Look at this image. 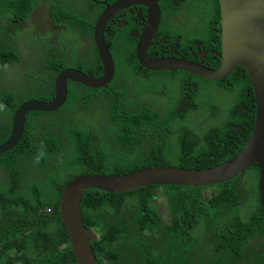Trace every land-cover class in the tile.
I'll return each instance as SVG.
<instances>
[{
    "label": "trees",
    "instance_id": "16d2710c",
    "mask_svg": "<svg viewBox=\"0 0 264 264\" xmlns=\"http://www.w3.org/2000/svg\"><path fill=\"white\" fill-rule=\"evenodd\" d=\"M87 1L84 4L82 0H0V32L6 36L17 34L22 22L30 19L37 8L46 10L52 22L64 28L60 34L70 35L62 42L61 35L57 37L61 42L59 57L52 53L46 58L49 63L54 62L53 66L49 65L53 70L51 81L58 71L73 67L72 62H81L87 57L88 53L81 50L83 47L93 53L94 64L99 69L102 63L93 47L97 20L83 17L86 10L99 7L92 0ZM171 1L161 0L164 12L178 10L172 7ZM183 1L179 5L194 8V14L188 16H198V10L201 14L203 26L198 41L204 46L212 44L219 20L218 0ZM170 25L165 22L160 34L167 33ZM134 30L141 33V28L132 24L118 31L122 34V52L135 51L138 39L130 38ZM106 40L110 47L117 41L109 37ZM2 41L0 107L10 111L12 117L26 102L49 100L53 82L46 80L45 75L29 72L30 89L36 91L42 85L51 84V90L48 95L41 93L38 100L35 92L20 93L19 89L24 86L19 84L18 72H5L4 68L21 62V58L12 49L3 53ZM29 47L33 51L37 45L33 43ZM217 52L221 53L219 49ZM64 59L71 63H65ZM117 63L123 65L121 59ZM220 63L219 59L212 60L210 67L217 68ZM134 68L135 65L129 64L120 71L127 75ZM241 69L212 82H222L220 87L227 91L222 96L228 104L227 114L222 124L205 134L198 126L187 124L194 110L196 113L217 102L211 99L210 84L198 77H193L199 86L191 96L192 106L180 114L170 104H161L158 111L125 113L122 106L129 107L126 98L112 84L103 90L85 88L87 92L70 85L67 96L70 107L54 122L50 116L31 114L18 146L0 156V245L10 237L25 236L30 249L13 259L9 248H5L0 251V264H77L67 230L58 217L63 190L77 176H118L143 167L204 170L241 152L255 121V99L251 90L249 96L245 93L250 85ZM165 89L168 91L169 87ZM231 96L243 102L247 111L236 110L235 101L229 99ZM176 98L186 99L180 92ZM210 116L215 114L211 112ZM37 122L49 125L32 139ZM53 128L57 130L56 135ZM9 131V120L1 123L0 144L10 136ZM167 143L180 148L178 154L182 159L169 157L163 145ZM153 151H157L154 156L135 157ZM258 176L256 166H252L230 182L208 189L150 186L119 195L87 191L82 211L87 229H94L100 237L92 243L98 264H264V211L259 199ZM242 177L247 183L245 194L237 190L238 179ZM205 191L206 198L202 195ZM158 198L167 204V217L159 213ZM206 251L214 253V258H208Z\"/></svg>",
    "mask_w": 264,
    "mask_h": 264
},
{
    "label": "water",
    "instance_id": "95a60500",
    "mask_svg": "<svg viewBox=\"0 0 264 264\" xmlns=\"http://www.w3.org/2000/svg\"><path fill=\"white\" fill-rule=\"evenodd\" d=\"M221 13L222 58L217 69L201 64L153 61L157 70L189 72L208 81H219L231 75L237 67L245 72L256 99L255 124L246 147L230 161L208 170H179L156 168L127 173L121 176L87 174L77 176L65 187L60 212L69 234L72 252L78 264H97L91 243L97 240L92 230L84 224L82 202L88 190L119 194L147 186L185 188H210L227 183L251 165L259 171V198L264 211V0H218ZM159 0H125L116 4L115 11L130 5L143 4L148 9L144 30L137 52L146 57V50L155 38L160 23ZM108 9L94 27V42L103 63L104 77L100 80L71 69L60 72L54 81L52 102H28L15 113L8 140L0 145V155L15 148L22 139L26 117L30 113H54L66 100V85L78 83L93 89L106 88L115 75V65L109 46L104 40L106 27L111 19Z\"/></svg>",
    "mask_w": 264,
    "mask_h": 264
},
{
    "label": "clouds",
    "instance_id": "9594fccd",
    "mask_svg": "<svg viewBox=\"0 0 264 264\" xmlns=\"http://www.w3.org/2000/svg\"><path fill=\"white\" fill-rule=\"evenodd\" d=\"M82 1L84 4H87V2H88L87 0H82ZM92 1H93L94 5H98L99 9L94 10V11H93V8L86 10V12L84 13L85 16H83L84 18H87L90 20H97L96 21V23H97L98 20L101 18V16L108 9L111 12L112 17H111V19H110V21L106 27V32L104 33V40L106 43H107L106 37L117 40L113 45H111V47L107 43V45L110 48L111 55H112L114 65H115V70H116L113 80L108 84V86L106 88H101V89H93V88H89L85 85H81L78 83L68 82L66 85V92H67L66 93V100L64 101V103H61V107L56 112H54V113H30L27 115L26 121H27V118L31 114H38V115L50 116L51 120L54 122V121L58 120L64 112L67 113V111L70 107L69 106L70 103L67 100L68 87L70 85H75V87H76L75 90L83 89L86 91L85 88L90 89V90L108 89L109 86L112 84L114 89L122 91V96L126 98V101H127V104L129 107L122 106V110L125 113L134 112L135 110L140 111V112L145 111V110L150 111L151 109L153 111H158L159 108L161 110V104H170L171 106H173L177 110V112H176L177 114L183 113L187 109L191 108V106H192L191 96L193 95V93L197 92V89L199 86V83L193 77H198V78H201V77L196 76L194 74H191L189 72L182 71V70H176V71L157 70L156 67L153 65V61H165V62H174V63L183 62L187 65H189V64L190 65L201 64V65L205 66L206 68L217 69L220 65L217 68H212L210 66H211L212 60L217 61L219 59L221 61V58H222V42H221L222 26H221V13H220L219 4H218V12H219V20L218 21H219V26H220V33L219 34L215 33L217 31V28H216V30L214 31V33L216 34V40L213 41L212 44H210L208 46H204L203 43L198 41V35L200 34V29L203 26L202 17H201L199 10H198V16L192 18L188 15L194 14V12L192 11V9H194V8L189 7L187 14H185V16L187 17L186 21H184L182 23H177V22L169 23L167 21L168 17H167V15H165V12L163 11V14L161 12L160 4H162V3H161V0H159L158 5H159L160 13H161L160 14V23H159L155 38L151 40V43L146 50V57L147 58H144V57L139 56V54L137 52V47H138V42H139L140 36H142L143 30H144V22L146 21L148 9L146 7H144L143 4H135V5L132 4V5H130V7H127L123 10L115 11L116 4L118 2H122L125 0H111V1L92 0ZM130 1L133 2L134 0H130ZM218 3H219V1H218ZM129 10H131L130 15H127L124 19H121L123 16L122 13L125 11H129ZM142 10H144L143 17L141 16ZM179 10L180 9L178 8L177 11L171 10V11H167V12L179 13ZM41 11H46V10L40 9L39 12L41 13ZM33 14H34V12L31 14L30 19L32 18ZM179 15H181V14H179ZM162 16H163V20H162ZM164 18H165V20H164ZM30 19L22 22V25L20 26L21 31L17 32V34L12 33L11 36H6L0 32V39L3 40L2 41L3 53H7V51L9 49H12L21 58V62L16 61V62H13L11 64H7L4 68L5 72H10L13 74H16V72H18V74H16V75L18 76L19 84H22L24 86L23 89H19L20 93H22V91H29V93L35 92L36 100H38L37 97L39 95H41V92L37 91L38 88H36L35 89L36 91H34L28 87L27 82H28L29 72H31V73L37 72L40 74L41 77H43L45 75L46 80L49 79L51 84L53 82V84H52V95L49 97V100H46L44 102L43 101H40V102L39 101H30V102H38V103H46V104L52 102L54 99V81H55L57 75L64 70L71 69L74 71H80L81 73L85 74L86 76L93 77V78L98 79V80H100L104 77L103 63L100 59V56H98V52H97V49L95 46V42H93L94 50L97 54V57H99V59L102 63V66L99 69H98V65L94 64L93 53L90 52L87 48L83 47V48H81V50H84L88 53L87 57L81 62H78V61L72 62L73 67H66V68L58 71V73L54 76L53 81H51L52 78H51L50 74L53 73V70L51 71V67L49 65L53 66L54 62L49 63L48 61H46V58L52 53H54L56 55V57L57 56L59 57V53H58L59 44L63 40L66 41V39L69 38L70 35L66 36V34H63V35L60 34V31H61L60 29L64 30V28L57 27L52 22L51 17L48 16L47 11H46V20H47L48 25L52 28L53 31H50V30L38 31V30H33L32 28L23 29L27 25V22ZM165 22H167L168 24H171V25H170L169 29L167 30V33L162 35V34H160V30L163 28V24ZM96 23H95V25H96ZM129 24H132L138 28H141V33L139 34V32L137 30L132 31L131 33H133V32L137 33L135 37L131 36V33H130V38H132L134 40L138 39L136 42L135 51H132V50L130 51L129 49H126V50H124V52H122V44H121L122 34L118 33V31L125 30L129 26ZM216 24H215V27H216ZM47 34H49V35H47ZM59 35H61V37H62V40L60 43L57 41V37ZM158 36L160 38L167 37L168 39H161V40L157 41ZM218 38L220 39V45L218 44V42H219ZM93 40H94V32H93ZM84 42H85V39H84ZM198 42L201 44V46H196L198 44ZM33 43H35L37 45V48L32 51L29 46H31ZM26 45H28V46L26 47ZM64 45L65 46L68 45V42H65ZM202 48L206 49L207 53H209L211 50H213V48H215V50L213 51L214 54H210V56H208V62H209L208 66L204 65V63H203V60L205 59L206 54L201 53V52H203ZM218 49L221 52L220 54H218V52H217ZM195 50H196L197 54H201V60L199 61V63L193 62V59H192V54L195 53ZM151 51L153 53H151ZM129 55H130V58L128 59L127 57ZM218 56H219V58H218ZM119 59H121L123 61L122 66L118 65V63H117V61ZM64 62L67 64L71 63L67 59H64ZM129 64L135 65V68L129 74L122 75V72L120 71V69L121 68L125 69V67L128 68ZM238 68L240 69V67H237V69ZM237 69L233 73H235L237 71ZM95 72H96V74H95ZM100 73H102V74L100 75ZM182 73H184V74H182ZM242 73H245V72H242ZM188 75H189V78H188ZM206 81L210 82V83L216 82V81H208V80H206ZM248 82H249V80H248ZM51 84H46V85L41 86V87H44L47 89V95L51 90ZM167 86L169 87L168 91H167V89H165V87H167ZM178 92L183 93V95L186 97V99H188V105H190L189 108L187 106V102L183 101V100H185V98L184 99L183 98H176ZM45 95H46V93H45ZM223 97H222V99H220V102H224V100H226V99H223ZM180 100H182V101H180ZM26 103H28V102H26ZM26 103H24V104H26ZM214 106L215 105L205 106V107H207L211 110L212 108H214ZM196 113H193V114H196ZM14 115L15 114H13V116L11 117L10 111H8L4 107H0V125H1V123L6 122L8 120H9V123H11L9 135L11 133V129H12V125H13ZM159 115L163 116L164 113L159 114ZM255 117H256V99H255ZM253 124H255V121H253ZM48 125L49 124H47L46 122H37L36 125L34 126V131H33L31 138L34 139V137L36 136V133L40 129H43ZM25 127H26V124H25ZM252 129H253V127H252ZM24 134H25V131H24ZM24 134H23V136H24ZM53 134L54 135L57 134V130H55L54 128H53ZM8 138L3 143H5L8 140ZM154 142H159V141L154 140ZM163 145H164V149H168V150H164V151L168 152L169 157H171V158L176 157L177 159H182L181 156L178 154V152L180 151L179 147L176 148V146H172L170 143L163 144ZM156 152L157 151H153V152H149V153H140V154L136 155L135 157H140V156H144V155L154 156ZM6 153H4L0 156L5 155ZM204 156H205V154H204ZM234 157H232V158H234ZM228 161H230V160H228ZM228 161H226V162H228ZM226 162H224V163H226ZM224 163H222V164H224ZM222 164H220V165H222ZM220 165H218V166H220ZM218 166H216V167H218ZM252 166H256V165H251L250 167H252ZM156 168H164V169L171 168V169H179V170H191V169H180V168H176V167H149V168L143 167L141 170H137L136 172L142 171V170H147V169L154 170ZM213 168H215V167H213ZM249 168H247L246 170H248ZM256 168H257V166H256ZM209 169H212V168H209ZM204 170H208V169H204ZM199 171H201V170H199ZM244 172H242L240 175H242ZM133 173H135V172H133ZM258 173H259V171H258ZM84 175H87V174H84ZM99 175H102V174H99ZM122 175H124V174H122ZM240 175H238L237 177H239ZM80 176H82V175H80ZM105 176H109V175H105ZM118 176H121V175H118ZM115 177H117V176H115ZM237 177H235V178H237ZM235 178H233V179H235ZM233 179H230V180H233ZM230 180H228V182H230ZM238 182H239V179H238ZM258 183H259V176H258ZM224 184H226V183H224ZM150 186H152V185H150ZM150 186L143 187V188H148ZM153 187H156V186H153ZM183 188H185V187H183ZM192 189H196V188H192ZM198 189H208V188H198ZM88 191H90V190H88ZM124 193H129V192H123V193H119V194H124ZM206 193H207V191H205L202 194L205 198H206ZM109 194H113V193H109ZM119 194H116V195H119ZM59 212H60V210H59ZM47 213L49 214L50 211H48ZM42 215L43 214H41V216ZM58 217H60V216L58 215ZM83 217H84V215H83ZM62 223H63V221H62ZM86 229H87V227H86ZM88 230H92L94 232V234L97 236V240L100 238L94 229H88ZM68 236H69V234H68ZM24 237L25 236L18 237V238L10 237V239L8 241H5L4 243H2L0 245V251L4 250L5 248H9V255L13 259H15L17 255H23L28 249H30L29 240L25 239ZM97 240H95V241H97ZM94 242H92V243H94ZM69 243H70V239H69ZM92 243H91V247H92ZM93 255H94V253H93ZM206 256L210 259H213L214 253H209L206 251ZM94 257H95V255H94ZM95 259H96V257H95ZM96 261H97V259H96ZM97 264H98V262H97Z\"/></svg>",
    "mask_w": 264,
    "mask_h": 264
},
{
    "label": "rangeland",
    "instance_id": "374dc122",
    "mask_svg": "<svg viewBox=\"0 0 264 264\" xmlns=\"http://www.w3.org/2000/svg\"><path fill=\"white\" fill-rule=\"evenodd\" d=\"M39 10L40 9L37 8L34 11L32 18L27 22V25L23 29L32 28L33 30H38V31H45V30L53 31L52 28L47 23L46 11H41L40 13ZM211 99L217 101L214 108L210 110L207 107H203L196 114H194L189 119H187V124L189 126H198V128L203 131L201 132L202 134H205L210 128L222 124L226 117V108L228 104L224 102H220L219 97L216 95H213ZM211 112L214 113L215 116H210ZM240 187L243 188V191L240 189ZM246 187H247L246 178L243 177L239 178V182H237L238 193L245 194ZM158 192H160V190H158ZM239 201L241 202V198H239ZM158 209L163 217L168 216L167 204H165V202L161 198L158 199Z\"/></svg>",
    "mask_w": 264,
    "mask_h": 264
},
{
    "label": "flooded vegetation",
    "instance_id": "af4514ba",
    "mask_svg": "<svg viewBox=\"0 0 264 264\" xmlns=\"http://www.w3.org/2000/svg\"><path fill=\"white\" fill-rule=\"evenodd\" d=\"M179 3H185V1H183V0H172L171 1V5H172V7H174V8H179L180 10H179V13H177V12H165V15H167V17H168V19H167V21L169 22V23H171V22H177V23H182V22H184V21H186L187 20V17L185 16V14H187V12H188V9H189V5H179ZM168 5H169V3H168ZM160 9H161V12H162V14H163V9H165V7H163V5L162 4H160ZM130 13H131V10H129V11H125V12H123L122 14H123V16H122V18L121 19H124L127 15H130ZM141 16L143 17V13H144V10H142L141 11ZM179 14H181V15H179ZM162 20H163V16H162ZM164 20H165V18H164ZM216 28H217V31L215 32L216 34H219L220 33V26H219V21H218V23L216 24ZM136 32H133V33H131V36H136ZM161 39H168L167 37H163V38H160L159 36H158V39H157V41L158 40H161ZM218 44L220 45V39L218 38ZM196 45V44H195ZM194 45V46H195ZM196 46H201V44L198 42V44L196 45ZM215 50V48H213V50H211L209 53H207L206 52V49H203L202 48V51L203 52H201V53H205L206 54V57H205V59L203 60V63H204V65H206V66H208V64H209V62H208V56H210V54H214V51ZM151 53H153L152 51H151ZM218 58H219V56H218ZM192 59H193V62H195V63H199V61L201 60V54H197V52H196V50H195V53H193L192 54ZM241 72H242V69H241ZM209 84H210V86H211V91H213V95H216V96H218V97H221V96H224L225 95V93L227 92L226 91V89L224 88V87H220V85L222 84V82H220V83H218V84H212V83H210V82H208ZM228 83V82H227ZM250 85V84H249ZM230 86H231V84H230ZM250 90H251V92H252V95H253V90H252V88H251V86H250V88H248V89H246L245 90V93H246V95L247 96H249V93H250ZM37 91L38 92H41V93H46V95H47V89L46 88H44V87H39L38 89H37ZM229 99H233L234 101H235V106H236V110H238V111H241V109H243L244 111H247V108H245V107H243V102H241V101H238V100H235L234 99V97L233 96H231ZM253 99H255V95H253ZM185 102H187V106H188V108L190 107V105H188V99H185L184 100ZM229 101V100H228ZM253 103H255V100H253ZM196 110H194L192 113H194ZM11 124V123H10ZM36 125V124H35Z\"/></svg>",
    "mask_w": 264,
    "mask_h": 264
},
{
    "label": "bare ground",
    "instance_id": "6f19581e",
    "mask_svg": "<svg viewBox=\"0 0 264 264\" xmlns=\"http://www.w3.org/2000/svg\"><path fill=\"white\" fill-rule=\"evenodd\" d=\"M249 138H250V137H249ZM247 142H248V141H247ZM246 145H247V143H246ZM246 145L244 146V148L246 147ZM244 148H243V149H244ZM243 149H242V150H243ZM242 150H241V151H242ZM239 153H240V152H239ZM239 153H238V154H239ZM238 154H237V155H238ZM167 169H171V168H167ZM162 186H164V185H159L158 187H162ZM168 187H169V186H168ZM139 189H141V188H139ZM139 189H134V190H132V191H136V190H139ZM132 191H130V192H132ZM158 199H159V198H158ZM157 207H158V206H157ZM167 211H168V209H167ZM159 213H160V212H159ZM167 215H169L168 212H167ZM161 216H162V215H161ZM162 217H163V216H162Z\"/></svg>",
    "mask_w": 264,
    "mask_h": 264
}]
</instances>
